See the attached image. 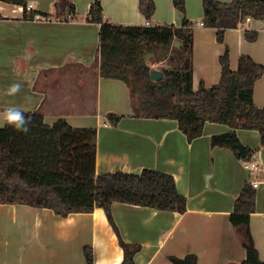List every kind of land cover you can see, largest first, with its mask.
Instances as JSON below:
<instances>
[{
  "label": "crops",
  "instance_id": "crops-1",
  "mask_svg": "<svg viewBox=\"0 0 264 264\" xmlns=\"http://www.w3.org/2000/svg\"><path fill=\"white\" fill-rule=\"evenodd\" d=\"M58 0H27L34 12L53 14ZM99 1L106 21L122 26L182 27L194 23L193 90L207 89L221 81L220 58L227 47L230 68L237 71L242 56L264 66V20L248 19L225 33L203 24V0H186V13L174 0H154L149 21L140 12V0H71L73 20L25 21L24 8L0 2V112L9 106L38 112L47 125L66 120L74 129L98 131L96 174H141L153 169L175 178L187 199L184 214L115 203L112 217L119 235L138 244L136 264H173L170 257L196 255L199 264H237L246 260L244 229L231 223L235 201L245 184L258 182L256 212L250 231L264 263V146L258 131L238 129L243 145L254 150L245 167L225 148L212 147L213 136L232 132L229 126L206 123L203 135L192 142L176 120L138 118L132 108L128 85L101 76L98 52L100 26L88 21L91 5ZM229 3L231 0H219ZM246 31L258 33L248 42ZM174 46L177 45L175 41ZM20 83L14 96L8 87ZM254 102L264 109V76L254 88ZM122 119L113 124L107 116ZM91 247L94 264L101 259L122 264L124 251L104 209L58 217L51 209L25 205H0V264H86L84 249Z\"/></svg>",
  "mask_w": 264,
  "mask_h": 264
},
{
  "label": "trees",
  "instance_id": "trees-1",
  "mask_svg": "<svg viewBox=\"0 0 264 264\" xmlns=\"http://www.w3.org/2000/svg\"><path fill=\"white\" fill-rule=\"evenodd\" d=\"M24 8L25 21L57 19L68 22L76 16L71 0H58L53 14L27 10V0H0ZM175 8L185 14L186 0H174ZM203 25L217 30V39L224 43L225 33L237 29L246 20H264V0H203ZM140 12L151 20L156 11L154 0H140ZM0 19L2 17L0 16ZM88 21L100 26L98 60L101 76L124 81L131 93L135 116L147 119L176 120L189 142L201 137L206 123L224 124L232 132L213 136L212 147L230 150L234 156L249 162L254 150L242 144L237 130H253L261 134L264 146V109L254 102V88L264 76V66L250 56H242L239 68H230L227 47L220 58L221 81L211 89L201 83L193 90L194 23L184 19L182 27L122 26L105 20L101 2H94ZM248 42H255L258 33L246 31ZM177 41L179 46L175 47ZM161 53L158 62L169 58L173 67L161 70L160 82L151 79L148 54ZM143 82V85H142ZM32 117L27 134L11 127L0 128V205H25L33 209H51L61 218L71 214L93 213L104 209L119 236L124 251L122 264H136L141 250L128 244L119 235L112 217V206L122 203L148 207L162 212H187V199L178 191L175 178L161 171L144 169L141 174L123 172L96 174L98 131L74 129L66 120L47 125L38 112H25ZM108 121L118 123L122 117L109 114ZM257 191L244 185L230 216L232 225L244 229L242 243L246 260L237 264H264L258 255L250 231V216L256 212ZM86 264H94L91 247L84 249ZM173 264H199L196 255L170 257Z\"/></svg>",
  "mask_w": 264,
  "mask_h": 264
},
{
  "label": "clouds",
  "instance_id": "clouds-1",
  "mask_svg": "<svg viewBox=\"0 0 264 264\" xmlns=\"http://www.w3.org/2000/svg\"><path fill=\"white\" fill-rule=\"evenodd\" d=\"M22 85L20 83L11 84L6 95L14 96L20 92ZM32 117L16 106H9L0 112V127H11L15 131L27 134L30 131ZM97 264H113L110 260L101 259Z\"/></svg>",
  "mask_w": 264,
  "mask_h": 264
},
{
  "label": "rangeland",
  "instance_id": "rangeland-1",
  "mask_svg": "<svg viewBox=\"0 0 264 264\" xmlns=\"http://www.w3.org/2000/svg\"><path fill=\"white\" fill-rule=\"evenodd\" d=\"M175 47H177V45ZM159 57H163V54H161L160 52L148 54L146 56L145 60L147 62V65L150 66L152 70L156 69V70L161 71L165 68L173 67V64L171 63V60L169 58L163 59V61L159 63L158 62ZM142 85H143V82H142ZM0 128H3V127H0Z\"/></svg>",
  "mask_w": 264,
  "mask_h": 264
},
{
  "label": "built area",
  "instance_id": "built-area-1",
  "mask_svg": "<svg viewBox=\"0 0 264 264\" xmlns=\"http://www.w3.org/2000/svg\"><path fill=\"white\" fill-rule=\"evenodd\" d=\"M27 10L32 11L33 10V6L32 5H28L27 6ZM39 19V17H37ZM203 25V24H201ZM245 167L251 170H255L258 169V165L255 162H245ZM258 182L253 183V187L256 189L258 188Z\"/></svg>",
  "mask_w": 264,
  "mask_h": 264
},
{
  "label": "water",
  "instance_id": "water-1",
  "mask_svg": "<svg viewBox=\"0 0 264 264\" xmlns=\"http://www.w3.org/2000/svg\"><path fill=\"white\" fill-rule=\"evenodd\" d=\"M164 78V75H163V72L162 71H159V70H156V69H153L151 71V79L155 82H160L162 81Z\"/></svg>",
  "mask_w": 264,
  "mask_h": 264
}]
</instances>
